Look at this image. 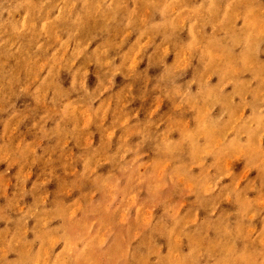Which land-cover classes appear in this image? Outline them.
<instances>
[{
    "label": "rangeland",
    "instance_id": "rangeland-1",
    "mask_svg": "<svg viewBox=\"0 0 264 264\" xmlns=\"http://www.w3.org/2000/svg\"><path fill=\"white\" fill-rule=\"evenodd\" d=\"M0 264H264V0H0Z\"/></svg>",
    "mask_w": 264,
    "mask_h": 264
}]
</instances>
